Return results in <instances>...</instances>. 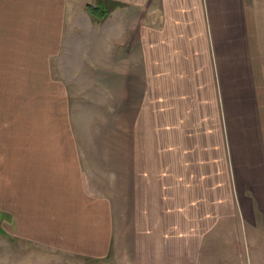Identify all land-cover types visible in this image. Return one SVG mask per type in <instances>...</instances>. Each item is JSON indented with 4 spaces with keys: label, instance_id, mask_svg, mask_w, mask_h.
<instances>
[{
    "label": "crops",
    "instance_id": "obj_1",
    "mask_svg": "<svg viewBox=\"0 0 264 264\" xmlns=\"http://www.w3.org/2000/svg\"><path fill=\"white\" fill-rule=\"evenodd\" d=\"M98 1L118 4L102 22L87 10ZM79 47L108 58V160L70 161L66 112L59 131L36 110L27 131L0 118L13 264H84L88 251L264 264V0H0V74L14 73L6 59L39 58L30 73L52 76L50 61ZM50 80L31 99H53ZM102 173L107 195H94Z\"/></svg>",
    "mask_w": 264,
    "mask_h": 264
},
{
    "label": "rangeland",
    "instance_id": "obj_2",
    "mask_svg": "<svg viewBox=\"0 0 264 264\" xmlns=\"http://www.w3.org/2000/svg\"><path fill=\"white\" fill-rule=\"evenodd\" d=\"M85 48L79 47L76 50L72 48V51L76 54L75 57L53 58L50 61L52 62V76L50 74L45 75V73H30L31 67L34 69L37 67L39 68L41 65H43L42 67L44 71L45 62L43 60L45 59H6V70L13 69L14 73L0 74V100L2 102V105H0V114L2 116L0 118L2 119V117H4L6 122L18 120L20 121L18 129L20 131H27L31 113L33 112L34 115V111L36 110L38 121H44L43 116H45V114L47 116L49 115L54 126L59 131L62 128L64 129V117L66 112L69 115V145L71 147L70 150L72 149L69 154L70 161H81L82 163L83 161L90 160L89 163H93L94 156V163H97L98 160L102 162L108 160V148H110V133H107L108 58L92 57V52L89 56L86 51L87 48ZM16 60L20 62V70L16 68ZM49 78H52L53 92L57 95L53 97V99L47 100V104L45 103V99L42 98L31 99L32 97H35V91L37 93H44L45 84L43 82L46 79L47 81H51ZM48 85H51V83L49 82ZM34 87H37L35 91L33 89ZM99 87H101V90H99ZM61 89L62 93H64L62 94V97L59 95ZM65 91H67L69 95L68 107H65L64 105ZM61 98H63V102H61ZM59 116H62L63 119H61V125L60 118H58ZM72 125H76L82 133L75 134L77 130L71 129ZM76 135H79V142L81 146H83L82 148L84 149L87 158H82L85 157L83 153L78 152V154H76L74 152V147L78 145ZM92 151H94L93 156L91 155L93 154ZM83 172L85 174L90 173V171L86 169H84ZM102 172L104 173V171ZM9 187L10 186H8V188ZM88 188L93 190L94 195L98 194L96 193L97 190H101L102 194L107 195V175L104 174L101 179H96L90 182ZM4 208H6V206ZM6 212L8 214H4V216L9 215V220L5 219V222L3 221L4 217L0 219V228H3L8 232L4 235V240L0 234V264H13V251H16L18 243L22 240L14 238L11 231L13 225L9 214L11 211L7 209ZM0 213H5L2 211L1 206ZM263 238L264 237L262 236L261 241H264ZM106 253L107 251H101L103 257L97 258L92 257V252L88 251L85 255L84 264H115L112 254L110 252ZM261 257L264 258L263 250L261 251Z\"/></svg>",
    "mask_w": 264,
    "mask_h": 264
},
{
    "label": "trees",
    "instance_id": "obj_3",
    "mask_svg": "<svg viewBox=\"0 0 264 264\" xmlns=\"http://www.w3.org/2000/svg\"><path fill=\"white\" fill-rule=\"evenodd\" d=\"M117 5L106 1H98L95 5H87V10L93 21L102 22Z\"/></svg>",
    "mask_w": 264,
    "mask_h": 264
}]
</instances>
